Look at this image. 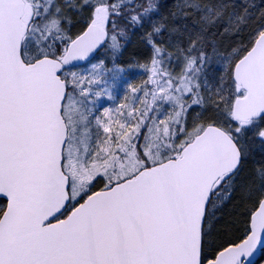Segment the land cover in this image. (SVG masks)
Masks as SVG:
<instances>
[{"label":"snow or ice","instance_id":"obj_1","mask_svg":"<svg viewBox=\"0 0 264 264\" xmlns=\"http://www.w3.org/2000/svg\"><path fill=\"white\" fill-rule=\"evenodd\" d=\"M0 264H264V0H0Z\"/></svg>","mask_w":264,"mask_h":264}]
</instances>
